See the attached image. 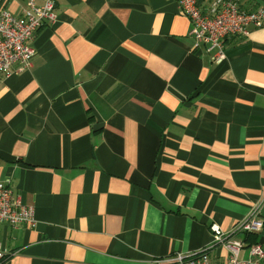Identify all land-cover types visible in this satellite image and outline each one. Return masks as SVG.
I'll return each mask as SVG.
<instances>
[{"label": "crops", "instance_id": "crops-1", "mask_svg": "<svg viewBox=\"0 0 264 264\" xmlns=\"http://www.w3.org/2000/svg\"><path fill=\"white\" fill-rule=\"evenodd\" d=\"M26 5L0 0L17 16ZM54 12L31 66L0 76V181L35 210L33 226L1 227L0 264H152L213 246L215 223L234 231L264 198V26L228 39L217 64L176 0ZM237 239L249 261L264 228Z\"/></svg>", "mask_w": 264, "mask_h": 264}, {"label": "built area", "instance_id": "built-area-1", "mask_svg": "<svg viewBox=\"0 0 264 264\" xmlns=\"http://www.w3.org/2000/svg\"><path fill=\"white\" fill-rule=\"evenodd\" d=\"M181 13L191 22L190 35L195 47L204 45L212 60L220 64L226 57V41L232 37H246L250 27L264 26V10L242 11L235 0H214L208 11H203L200 0H176ZM55 0H27L20 16L9 10H0V76L9 77L16 66L19 71L28 69L35 56L30 45L34 34L47 22L54 21ZM264 198L255 204L249 217L244 219L232 232L222 231L216 223L211 225L214 234L213 246L199 254L185 257L182 254L155 258L152 264H218L211 260L210 250L214 246L224 248L229 257L225 264H259L264 260V246L250 247L249 261L239 259L244 242L237 239L247 233H260L264 222L261 208ZM34 207L23 205L15 195L11 179L0 181V234L3 225L11 227L33 226L35 224ZM4 249L0 239V260L4 258Z\"/></svg>", "mask_w": 264, "mask_h": 264}, {"label": "trees", "instance_id": "trees-1", "mask_svg": "<svg viewBox=\"0 0 264 264\" xmlns=\"http://www.w3.org/2000/svg\"><path fill=\"white\" fill-rule=\"evenodd\" d=\"M263 228H264V226H263ZM263 231V230H262ZM246 237H249V240H252L253 242H255V243H257L258 242V238L257 237H255V236H252V235H248V236H246ZM246 239V238H245ZM259 243H261V242H258L257 244H259ZM199 253H201V252H199ZM199 253H196V254H199ZM209 254H210V252H209ZM4 259V258H3ZM2 259V260H3ZM1 261V260H0Z\"/></svg>", "mask_w": 264, "mask_h": 264}, {"label": "bare ground", "instance_id": "bare-ground-1", "mask_svg": "<svg viewBox=\"0 0 264 264\" xmlns=\"http://www.w3.org/2000/svg\"><path fill=\"white\" fill-rule=\"evenodd\" d=\"M236 2V1H235ZM236 4H237V2H236ZM237 6H238V8L240 9V10H242L240 7H239V5L237 4ZM243 11V10H242ZM257 11V10H256ZM247 12V11H246Z\"/></svg>", "mask_w": 264, "mask_h": 264}]
</instances>
